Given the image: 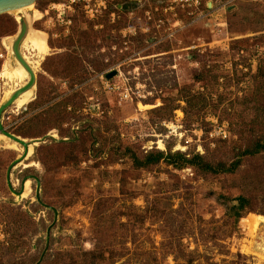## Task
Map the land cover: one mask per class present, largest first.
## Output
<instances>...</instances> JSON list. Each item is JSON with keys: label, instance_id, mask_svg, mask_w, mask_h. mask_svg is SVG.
I'll use <instances>...</instances> for the list:
<instances>
[{"label": "rangeland", "instance_id": "374dc122", "mask_svg": "<svg viewBox=\"0 0 264 264\" xmlns=\"http://www.w3.org/2000/svg\"><path fill=\"white\" fill-rule=\"evenodd\" d=\"M195 1L33 6L48 48L24 43L34 97L3 116L35 143L11 171L18 196L8 171L24 148L0 134V264H264V222L247 224L264 217V153L218 176L124 155L231 164L264 136V0ZM0 30L1 106L29 75L10 53L17 16Z\"/></svg>", "mask_w": 264, "mask_h": 264}, {"label": "trees", "instance_id": "16d2710c", "mask_svg": "<svg viewBox=\"0 0 264 264\" xmlns=\"http://www.w3.org/2000/svg\"><path fill=\"white\" fill-rule=\"evenodd\" d=\"M3 17L0 18V20ZM3 30H0V38H2ZM131 153V158L134 161V165L139 169H150L153 166L159 165L161 162L167 166L173 167L176 170H184L186 168H196L200 173L209 176H218L221 174H235L239 167L242 165L245 157H256L264 153V136H261L256 141L252 142L248 148L238 154L237 161L226 164L218 163L213 164L208 161L204 156L199 154L187 156L181 152L173 153L168 151L167 153L161 151L149 152L145 158L140 159L131 149H126L124 155ZM239 205H233L230 208L229 215L234 220L235 226L243 218V212L247 205V201L243 198L238 200ZM193 258L189 260L188 264H194Z\"/></svg>", "mask_w": 264, "mask_h": 264}, {"label": "water", "instance_id": "95a60500", "mask_svg": "<svg viewBox=\"0 0 264 264\" xmlns=\"http://www.w3.org/2000/svg\"><path fill=\"white\" fill-rule=\"evenodd\" d=\"M40 0H0V18L3 16H7V15H11L14 14L18 11L30 8L35 6ZM34 17L33 12H31L27 18L26 15H21L19 16L18 19V24H19V30H18V34L15 36V38L12 39L11 44H10V53L12 58H14L29 74V81L27 82V84L22 87L19 88L18 90H16L11 96L10 98L3 103L0 106V134L5 136L6 138H8L9 140L13 141L14 143L22 146L24 148V155L19 158L18 160H16L12 166L10 167L9 171H8V184H9V188L10 191L16 195H21L23 194V190L24 188H22V192L17 193L12 184H11V171L17 166L22 164V162H24L28 156H29V150L31 147V144H34L35 142H27L11 133H9L7 131V129L4 127L3 124V116L4 114L7 112V110L16 103V101L19 99V97H21L24 93L33 90L34 87L36 86V82H37V76L34 72V70L31 68V66L26 62V60L24 59V56L22 54V45L24 43V41L26 40L28 34L30 31H33L32 26H31V21ZM30 18V19H29ZM112 74H109L107 76V78L111 77ZM48 138H53L51 136H47ZM46 137V138H47ZM45 138V139H46ZM55 139V138H53ZM36 142H45L44 139H42L41 141H36ZM37 180V199L39 200V192L41 190V182L40 180Z\"/></svg>", "mask_w": 264, "mask_h": 264}, {"label": "bare ground", "instance_id": "6f19581e", "mask_svg": "<svg viewBox=\"0 0 264 264\" xmlns=\"http://www.w3.org/2000/svg\"><path fill=\"white\" fill-rule=\"evenodd\" d=\"M33 10H35L34 9V7H30V8H27V9H24V10H21V11H18V12H16V13H14L16 16H17V18L19 19V16H21V15H26L27 16V18H28V16H29V14L31 13V12H33ZM34 13H36V16H39L40 14L36 11V12H34ZM34 16H35V14H34ZM34 19H36V18H34ZM29 37H31V38H33V39H35L34 41L37 43V47L39 48V49H41V53H42V55L44 56L46 53H47V41H46V36L44 37V35L42 34V33H37V32H35L34 30L33 31H30L29 32V34H28V36H27V38H26V40L24 41V43L26 44L27 42H28V38ZM10 41V40H9ZM24 43H23V45H24ZM23 45H22V47H23ZM36 46V45H35ZM42 56V57H43ZM25 59V58H24ZM26 60V59H25ZM27 62V61H26ZM18 63V62H17ZM28 63V62H27ZM19 64V63H18ZM29 64V63H28ZM20 65V64H19ZM30 65V64H29ZM21 66V65H20ZM31 66V65H30ZM9 68H12V67H10V66H8ZM22 67V66H21ZM23 68V67H22ZM21 68V69H22ZM31 68L33 69V67L31 66ZM24 69V68H23ZM22 69V73H23V76H25V74L27 73V71L24 69L23 70ZM34 70V69H33ZM35 72V71H34ZM29 75V74H28ZM26 76H27V74H26ZM25 85H23L22 87H24ZM21 87V88H22ZM15 92V90H13V92H11L10 94H9V98H10V96L13 94ZM33 90H30V91H28V92H26V93H24L21 97H19V99L16 101V103H15V105L20 109V108H22V107H25L32 99H33V97H34V95H33ZM1 137L2 138H6L5 136H2L1 135ZM16 144V143H15ZM17 145V144H16ZM15 145V146H16ZM31 153H32V147L30 148V151H29V155H31ZM27 185H29V183L27 184ZM248 220V219H247ZM246 220V221H247ZM253 220H255V219H253ZM260 222H264V217H257V220H255V221H248L247 222V224L248 225H250V227L254 224L255 225V227H257V225H258V223H260ZM253 225V226H254ZM254 229V228H253Z\"/></svg>", "mask_w": 264, "mask_h": 264}, {"label": "flooded vegetation", "instance_id": "af4514ba", "mask_svg": "<svg viewBox=\"0 0 264 264\" xmlns=\"http://www.w3.org/2000/svg\"><path fill=\"white\" fill-rule=\"evenodd\" d=\"M190 1H192V0H190ZM201 1H203V0H201ZM186 2H187V1H186ZM188 2H189V0H188ZM200 3H201V2H200L199 0H196L195 3H194V7L196 6V4L201 5ZM208 8H209V7H208Z\"/></svg>", "mask_w": 264, "mask_h": 264}]
</instances>
